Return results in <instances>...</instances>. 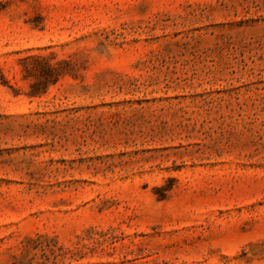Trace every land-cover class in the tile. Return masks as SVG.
<instances>
[{
	"label": "rangeland",
	"instance_id": "1",
	"mask_svg": "<svg viewBox=\"0 0 264 264\" xmlns=\"http://www.w3.org/2000/svg\"><path fill=\"white\" fill-rule=\"evenodd\" d=\"M1 1L0 264H264V0Z\"/></svg>",
	"mask_w": 264,
	"mask_h": 264
},
{
	"label": "trees",
	"instance_id": "2",
	"mask_svg": "<svg viewBox=\"0 0 264 264\" xmlns=\"http://www.w3.org/2000/svg\"><path fill=\"white\" fill-rule=\"evenodd\" d=\"M5 8V4H3V2L0 0V10ZM43 64V62H38V64ZM45 65V64H44ZM38 68H40L39 70V76L41 77L40 82H37L33 85L35 91H33V94L38 93V91H40V89L38 90L37 84L41 83L43 89L41 90H46L47 87L50 84H54L55 82H57L59 80V77L61 75L62 69L58 68V67H52L49 65L46 66H39ZM37 68V69H38Z\"/></svg>",
	"mask_w": 264,
	"mask_h": 264
}]
</instances>
